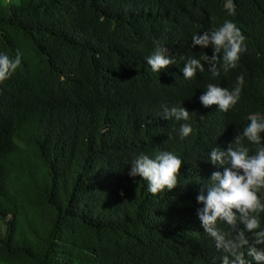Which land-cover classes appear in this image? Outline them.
I'll list each match as a JSON object with an SVG mask.
<instances>
[{
    "label": "trees",
    "instance_id": "obj_1",
    "mask_svg": "<svg viewBox=\"0 0 264 264\" xmlns=\"http://www.w3.org/2000/svg\"><path fill=\"white\" fill-rule=\"evenodd\" d=\"M226 3L0 0V55L21 58L0 83V264H221L196 197L223 171L209 162L212 149L264 118V0H232L234 14ZM225 21L245 50L227 70L221 51L213 76L202 57L214 46L192 37ZM157 47L175 63L153 72L147 58ZM189 59L204 64L194 79L183 76ZM239 76L234 107L202 104L209 84L231 92ZM173 107L190 119H167ZM182 123L193 129L184 139ZM161 151L181 158L179 184L153 195L129 175L131 160Z\"/></svg>",
    "mask_w": 264,
    "mask_h": 264
},
{
    "label": "clouds",
    "instance_id": "obj_2",
    "mask_svg": "<svg viewBox=\"0 0 264 264\" xmlns=\"http://www.w3.org/2000/svg\"><path fill=\"white\" fill-rule=\"evenodd\" d=\"M225 7L230 14L235 8L232 0H227ZM245 37L231 21H225L219 29L204 32L202 35H193L194 45L201 48L209 43L214 46L211 58L203 55L204 62L211 64L208 70L213 76L218 75L216 61L218 54L223 51L225 70L235 68L240 59L239 54L245 50L243 44ZM166 49L157 47L156 51L147 58V63L153 72H159L168 65L175 63L168 55ZM21 58L17 54L14 60L7 55H0V83L8 79L20 65ZM204 64L200 59H189L183 67L185 79H194L195 73L203 72ZM243 76L237 77V86L230 92L214 84L207 86L206 94L200 97L204 106L216 104L219 110L227 112L236 105L240 98ZM167 119L188 121L190 112L183 107H173L170 111L165 109ZM193 132L188 123L180 125V138L184 139ZM264 118L250 117V123L244 128L242 135L234 137L226 150L214 148L209 153V162L223 169L222 172H213L207 194L196 197L197 203L203 207L197 210V216L204 231L214 239L218 250H223L225 255L221 264H250L245 259L242 249L247 246V256L252 257L256 264H264V229L260 224V213L264 212V194L258 195L264 189ZM246 138L257 146L254 155L249 154V148L242 143ZM182 160L179 156L169 151H161L154 156L140 154L131 160L130 176H139L148 181V191L153 195L171 191L179 184ZM226 224L228 230L218 227ZM243 225V229L239 227ZM251 233L252 243L245 236ZM235 233V236H232ZM231 237V238H230Z\"/></svg>",
    "mask_w": 264,
    "mask_h": 264
},
{
    "label": "rangeland",
    "instance_id": "obj_3",
    "mask_svg": "<svg viewBox=\"0 0 264 264\" xmlns=\"http://www.w3.org/2000/svg\"><path fill=\"white\" fill-rule=\"evenodd\" d=\"M0 228H1V224H0Z\"/></svg>",
    "mask_w": 264,
    "mask_h": 264
}]
</instances>
